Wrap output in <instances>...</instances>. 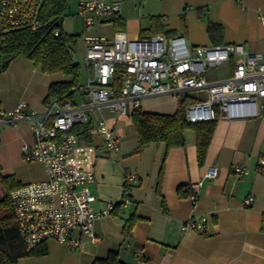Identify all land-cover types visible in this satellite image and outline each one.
I'll return each mask as SVG.
<instances>
[{
	"label": "crops",
	"instance_id": "crops-1",
	"mask_svg": "<svg viewBox=\"0 0 264 264\" xmlns=\"http://www.w3.org/2000/svg\"><path fill=\"white\" fill-rule=\"evenodd\" d=\"M140 1L144 9L148 6L146 11L150 19L146 22L137 18L126 20L120 15L124 26L114 32L123 31L129 39L179 34L191 46L242 44L246 50L264 55V26L259 19L264 16V0ZM153 17L160 19L164 26L162 32L159 26L152 27ZM210 24L221 27V31L212 38L207 31ZM111 41L112 38L106 43ZM231 69L229 62L208 69L206 80L224 81L230 76ZM52 81L0 79V110L10 111L23 101L34 110L43 111L47 103L54 99L46 100L49 86L55 83ZM82 97L79 89L74 91L72 101L77 102ZM150 107L159 111L166 109L157 114L172 115L176 111L172 99L167 104ZM95 115L99 114L92 113L93 127L89 132L92 140L94 137L101 138L95 133ZM107 123L115 130L111 123ZM79 140L80 148L93 150L95 158L97 150L104 148L102 139L98 143L93 140L91 144H85L81 138ZM32 142L33 134L28 121L0 128L3 176L13 175L9 159L20 157L21 146ZM87 152V149L77 151L76 161L85 165ZM142 152L132 158L130 168L124 170L138 175L137 184L130 187L133 204L122 208L117 206L109 217L97 220L93 227L95 242L83 239L79 249H70L55 241H46L39 246L45 248V256L21 258L17 264H46L47 261L42 258H48V264H93L96 259L106 258L112 252L124 264H264V233L260 231L264 214V166L261 173L257 172L259 161L264 159V118L215 121L213 136L201 165L197 160L194 133L184 147L166 150L164 144H156ZM35 163L42 172L35 181L28 183L46 178L43 166ZM209 165L218 168V175L212 180H204L197 201L191 202L188 187L203 178ZM238 165L246 167L249 173L236 178L233 168ZM93 172L96 178L94 187L105 197L95 202L101 206L99 209H95L93 204L94 210L100 211L106 203H113L111 200L116 199L117 187L124 180L125 173H119L114 178L118 179L117 190H110L109 180L115 176L108 172L98 174L95 159ZM123 187L124 181L122 190ZM248 198L252 201L246 205L244 201ZM119 203L120 200L113 204ZM131 217L136 221L129 235L125 236L123 226ZM201 217L206 218L203 230L180 232V225L187 219ZM138 250H143L141 258L135 257Z\"/></svg>",
	"mask_w": 264,
	"mask_h": 264
},
{
	"label": "built area",
	"instance_id": "built-area-1",
	"mask_svg": "<svg viewBox=\"0 0 264 264\" xmlns=\"http://www.w3.org/2000/svg\"><path fill=\"white\" fill-rule=\"evenodd\" d=\"M242 2L243 0H236ZM43 0H0V39L18 30L41 29L40 9ZM78 16L83 20V65L88 73L79 101L54 98L41 112L20 101L10 111L0 110V128L17 122H31L32 144L21 146L27 162L43 166L45 180L21 184L9 192L15 227L27 251L36 250L46 241H55L70 249H79L83 239L96 241L94 223L109 217L117 206L133 204L130 187L138 175L124 174L122 201L106 203L95 211L97 201L91 192L96 184L93 172L95 154L80 148L75 127L86 125L92 113L128 115L140 110L146 98L176 95L193 96L184 108L190 123L264 118V55L245 49L242 44L191 46L182 35L162 34L129 39L123 31H115L109 43L90 38L96 24L112 23L120 16L118 0H79ZM264 26V16L259 17ZM55 35L58 31H55ZM231 63L228 79L209 82L205 72ZM95 133L101 137L107 154L120 151L119 136L104 117L97 119ZM87 149V163L80 164L75 153ZM262 172L264 159L260 160ZM249 173L242 165L233 168L240 178ZM218 175L215 165L206 167L203 178L188 187V199L196 202L204 180ZM252 201H244L248 205ZM205 217L189 218L180 232L201 231ZM143 250L135 257L141 258Z\"/></svg>",
	"mask_w": 264,
	"mask_h": 264
},
{
	"label": "trees",
	"instance_id": "trees-1",
	"mask_svg": "<svg viewBox=\"0 0 264 264\" xmlns=\"http://www.w3.org/2000/svg\"><path fill=\"white\" fill-rule=\"evenodd\" d=\"M73 0H43L40 9V21L42 27L39 30H18L7 33L0 39V76L7 70L9 64L18 57L27 58L35 67H39L44 74L62 73L69 77L68 81L55 82L49 86L46 100L49 98L72 100L74 91L80 89L79 64L73 66L71 57L67 53L68 47L75 55V45L78 36L68 35L62 30V22L66 16L68 6ZM152 27L164 26L158 17L152 18ZM116 29L124 26L120 17L113 22ZM55 31L58 34L55 35ZM210 38L221 27L216 24L208 26ZM183 100L179 101V105ZM184 108L172 115L148 113L141 110L131 111L128 116L131 118L137 136L138 149L147 147L150 144H164L166 150L181 148L185 146L184 133L192 130L196 146L197 160L201 165L206 157L207 148L213 136L215 122L190 124L185 120ZM92 123L77 126L74 132L85 143L91 144ZM0 166V189L4 194L0 196V264H17L18 260L25 257H41L46 255L45 248H37L34 251H27L20 239L14 224L12 206L9 199V192L21 184L15 182L11 177H5L1 173ZM189 193V191H188ZM136 219L131 217L126 220L123 226V234L128 236ZM260 231L264 233V214L261 220ZM93 264H124L116 253H110L106 258L96 259Z\"/></svg>",
	"mask_w": 264,
	"mask_h": 264
},
{
	"label": "rangeland",
	"instance_id": "rangeland-1",
	"mask_svg": "<svg viewBox=\"0 0 264 264\" xmlns=\"http://www.w3.org/2000/svg\"><path fill=\"white\" fill-rule=\"evenodd\" d=\"M78 1L73 0L68 8L69 10L66 11V16L62 22V30L68 35H75L78 36L75 45V56L77 58L79 67H80V77H79V86L80 91L82 92L83 87L87 82L88 73L84 68L83 65V57H84V45H83V32H84V25L83 20L78 16ZM121 3V12L120 15H123L124 19L128 20L129 18H137L142 19L143 22H146L150 19L147 13L148 6H145L140 0H119ZM147 10V11H146ZM152 12V11H151ZM148 14V15H147ZM127 16V17H126ZM146 16V18H142ZM148 19V20H147ZM143 25V23H142ZM116 28L111 23H101L96 24L89 33L90 38H99L101 41L106 42V40H110L113 36V32ZM45 74L42 73L39 67H35L27 58L21 56L14 59L8 66L7 70L0 76V79H53L52 82H60V81H68L69 77L62 74V73H54L49 74L48 76H44ZM22 89V88H21ZM178 98L176 95H162L156 96L152 98H146L140 101L141 111L143 112H152V113H159L165 111L166 109H162L159 111L158 109H154V107H150V105L154 106L159 103L167 104L169 100L175 101L176 104V111L178 108H182L183 105L188 104L191 100H195L193 96ZM183 100V103L179 105V101ZM132 111L131 104H128V114ZM175 111V112H176ZM95 120L93 122L94 126L97 124V119L100 117H104V119L111 123L116 133L119 136V143H120V153L115 154H106L103 149L97 150L95 164H96V171L98 174L101 173H110L113 177L112 180H109V188L110 190H117L118 188V195L113 203L116 201H122V183L115 188L118 179H115L118 174H124L125 168L131 165V159L134 157H138V155L143 153L142 151H146V148L156 144H150L141 150L138 149L137 144V136L134 130L131 118L129 116L121 117L114 113L104 112L100 115H95ZM31 124V122H30ZM193 134L192 130H186L184 133L185 143L186 140L189 139ZM101 139V138H100ZM100 139L94 137L93 140L95 143L100 142ZM92 140V141H93ZM87 144V143H85ZM104 151V152H103ZM140 157V156H139ZM137 159V158H135ZM9 167L12 170L11 178L15 182H19L22 185L28 182L35 181L34 179L40 175L41 167L36 164L35 162H27L23 159L22 155L20 157H12L9 159ZM135 161V160H134ZM131 172V171H130ZM92 194L98 198L105 199L104 195L101 194L96 187L92 186L91 188ZM4 194V190L0 189V196ZM109 200V199H108ZM101 206L99 203L94 204L95 209H99ZM122 208L123 206H119ZM43 261H47L46 264L50 263L48 258H42ZM39 261V260H38ZM59 264V263H56Z\"/></svg>",
	"mask_w": 264,
	"mask_h": 264
},
{
	"label": "water",
	"instance_id": "water-1",
	"mask_svg": "<svg viewBox=\"0 0 264 264\" xmlns=\"http://www.w3.org/2000/svg\"><path fill=\"white\" fill-rule=\"evenodd\" d=\"M66 50H67V53L69 54V56L71 57V61H72L73 66H76L78 64L76 56L72 54L71 50L68 47H66Z\"/></svg>",
	"mask_w": 264,
	"mask_h": 264
}]
</instances>
